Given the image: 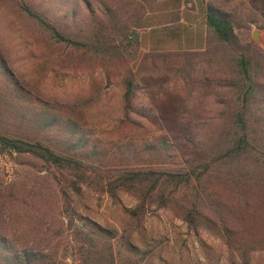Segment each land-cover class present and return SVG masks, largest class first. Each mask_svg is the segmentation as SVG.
<instances>
[{"label":"trees","instance_id":"obj_1","mask_svg":"<svg viewBox=\"0 0 264 264\" xmlns=\"http://www.w3.org/2000/svg\"><path fill=\"white\" fill-rule=\"evenodd\" d=\"M22 9L56 42L113 64L136 60L132 38L144 16L138 0H29ZM205 27L202 51L147 53L135 72L127 68L122 106L126 115L155 124V115L139 101L144 87L139 77L153 75L163 65L182 81L180 116L193 115L201 100L216 97L214 116L206 122L177 118L174 141L164 137L138 152L123 145L112 152L111 166L94 163L106 159L97 144L24 87L0 53V156L39 162L64 177L65 188L76 196L85 187L120 204L119 193L128 194L136 204L123 212L138 233L149 212L168 210L190 231L219 238L239 264H250L252 252L264 251V52L241 40L237 30L249 27L219 3L206 2ZM168 58L173 59L169 64ZM62 194L72 261L49 245L41 246L33 233L20 244L0 229V264H120L122 253L137 256L128 240L80 215L68 193ZM18 203L12 187L0 191V227L4 212L17 210ZM146 257L133 258L131 264Z\"/></svg>","mask_w":264,"mask_h":264},{"label":"rangeland","instance_id":"obj_2","mask_svg":"<svg viewBox=\"0 0 264 264\" xmlns=\"http://www.w3.org/2000/svg\"><path fill=\"white\" fill-rule=\"evenodd\" d=\"M27 1L0 0V53L24 87L36 92L54 107V112L64 120H71L91 142L97 144L106 159L94 163L115 165V161L110 159L112 152L123 145L131 144L138 152L146 143H158L164 137L170 141L178 138L176 119L184 118L180 112L185 104L182 81L165 71L163 65L153 75H140L139 80H143L140 83L144 87L139 93V101L155 115V124L124 113L122 81L127 68L134 72L137 70L144 54L181 51H146L144 46L147 44L139 42L141 32L136 24L137 39L133 41L132 38L133 44L137 42L134 47L136 60L118 64L105 62L84 49L77 50L56 42L25 14L22 6ZM208 1L223 5L236 21L245 23L249 29L237 30L239 37L253 42L264 52L262 0H205ZM190 31L176 24L151 27L146 34L151 41L149 48L192 46L181 43L189 40ZM166 61L169 64L173 59ZM218 101L216 97L201 100L197 104L199 109L184 119L191 117L195 121H209L219 107ZM2 128L0 117V130ZM9 187L19 200L18 208L4 212L5 224L0 229L20 244L24 235L33 233L41 246L49 245L67 257L70 255L63 214L62 191H66L70 205L80 215L114 231L117 237L134 245L137 248L134 259L146 254L145 262L140 264H239L240 261L230 254L219 238L203 230L190 231L168 210L149 212L138 233L127 225L123 212V208L129 209L136 204L133 197L120 192V204H117L107 194H97L85 187H82L81 195L76 196L65 188L64 177L59 173L52 174L28 157L0 156V191ZM133 258L122 253L118 263L131 264ZM67 261H72V256ZM250 264H264V251L252 252Z\"/></svg>","mask_w":264,"mask_h":264},{"label":"crops","instance_id":"obj_3","mask_svg":"<svg viewBox=\"0 0 264 264\" xmlns=\"http://www.w3.org/2000/svg\"><path fill=\"white\" fill-rule=\"evenodd\" d=\"M144 7V16L137 23L140 32L139 42L147 44L146 51H183L202 50L205 46V0H139ZM176 24L181 28H188L189 40L181 43L192 46L187 48H149L151 41L146 34L151 27H162Z\"/></svg>","mask_w":264,"mask_h":264},{"label":"water","instance_id":"obj_4","mask_svg":"<svg viewBox=\"0 0 264 264\" xmlns=\"http://www.w3.org/2000/svg\"><path fill=\"white\" fill-rule=\"evenodd\" d=\"M135 39H137V36H135V37L133 38V41H134Z\"/></svg>","mask_w":264,"mask_h":264}]
</instances>
